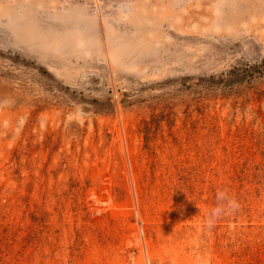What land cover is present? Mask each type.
<instances>
[{
  "label": "rangeland",
  "instance_id": "obj_1",
  "mask_svg": "<svg viewBox=\"0 0 264 264\" xmlns=\"http://www.w3.org/2000/svg\"><path fill=\"white\" fill-rule=\"evenodd\" d=\"M0 264H264V0H0Z\"/></svg>",
  "mask_w": 264,
  "mask_h": 264
},
{
  "label": "bare ground",
  "instance_id": "obj_2",
  "mask_svg": "<svg viewBox=\"0 0 264 264\" xmlns=\"http://www.w3.org/2000/svg\"><path fill=\"white\" fill-rule=\"evenodd\" d=\"M32 37H36V39H35L36 41L39 40L38 39L39 35L33 34V35L30 36V38H32ZM40 39H41V37H40ZM73 131L79 132V128H77L76 126H74Z\"/></svg>",
  "mask_w": 264,
  "mask_h": 264
}]
</instances>
